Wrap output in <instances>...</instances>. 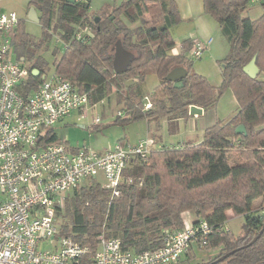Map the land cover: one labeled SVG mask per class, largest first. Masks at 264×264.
Segmentation results:
<instances>
[{"label": "trees", "instance_id": "obj_1", "mask_svg": "<svg viewBox=\"0 0 264 264\" xmlns=\"http://www.w3.org/2000/svg\"><path fill=\"white\" fill-rule=\"evenodd\" d=\"M201 1L203 11L217 21L228 42L227 55L219 60L218 86L191 69L186 54L195 44L193 38L182 40L178 52L171 51L175 43L170 28L180 20L175 0H122L91 16L90 0H30L44 28L36 40L23 30L19 18L12 37L18 58L32 60L45 38L57 31L64 49L54 59V72L87 92L92 103L114 92L124 105V113H117L115 121L166 117L172 123L190 115V105L204 110L214 107L224 88L231 89L238 105L228 119L205 127L199 142L153 149L145 160L136 161L129 170L132 182L122 185L117 194L98 181L65 192L64 207L57 210L61 235L92 248L100 236H118L124 249L142 251L158 246L166 232L182 229L183 212L188 210L194 215L192 222L206 221L210 232L203 241L199 237L188 246L183 254L187 259L196 245L219 251L195 264H264V203L254 207L264 196V77H260L264 75V0H257L262 12L254 19L242 14L249 0ZM86 24L92 35L77 39L76 29ZM118 38L134 53L120 74L112 66ZM253 55L259 71L251 77L243 65ZM174 66L187 70L180 87L164 78ZM33 68L46 71L39 57L30 61L27 83L35 86L42 79L32 74ZM149 73L157 76L158 84L148 96L141 86ZM128 78L137 81L125 86ZM146 102L150 105L144 108ZM239 124L244 132L235 130ZM45 138L60 140L53 127ZM231 149L237 156L229 161ZM230 212L243 216L242 233L235 235L226 227Z\"/></svg>", "mask_w": 264, "mask_h": 264}, {"label": "built area", "instance_id": "obj_2", "mask_svg": "<svg viewBox=\"0 0 264 264\" xmlns=\"http://www.w3.org/2000/svg\"><path fill=\"white\" fill-rule=\"evenodd\" d=\"M18 21L15 11L0 7V264L177 262L191 243L210 232L206 221H185L182 229L166 232L158 246L142 251L124 249L118 236H100L92 248L60 234L57 210L64 207L65 192L101 173V185L117 194L132 182L129 170L135 162L164 146L145 138L97 150L46 140L55 122L73 110L84 111L90 101L87 92L55 72H38L42 80L27 83L28 66L12 43ZM86 35H92L87 24L74 33L77 39ZM205 47L195 41L189 55L199 58Z\"/></svg>", "mask_w": 264, "mask_h": 264}, {"label": "rangeland", "instance_id": "obj_3", "mask_svg": "<svg viewBox=\"0 0 264 264\" xmlns=\"http://www.w3.org/2000/svg\"><path fill=\"white\" fill-rule=\"evenodd\" d=\"M122 0H91L90 10L96 11L105 3L111 7L121 3ZM176 2V0H175ZM182 5L177 4L180 20L170 28L171 37L174 40L176 47H179L182 40L193 37L197 41H207L206 47L202 51L199 58L191 57L186 54L190 61V67L195 72L202 74L206 79L215 86H218L221 81V71L219 60L223 59L228 52V42L225 36L221 33L217 21L209 14L203 11L201 0H196L194 6L190 5V12L186 11L189 8L187 0H180ZM30 0H0V7L6 10H13L21 19L22 28L27 32L33 40L42 37L44 28L43 25L36 20L28 17ZM182 7V12L181 8ZM35 8V7H34ZM36 14L39 17L38 10L35 8ZM262 12L259 1L249 0L247 7L242 11L245 16L254 19ZM90 16L93 13L89 14ZM120 17L118 13L114 14ZM150 14H146L149 17ZM120 39V38H118ZM64 49L63 41L57 31L45 38L43 44L35 50L32 60L39 57L45 65V71L48 74L54 72V59L62 54ZM172 51V50H171ZM15 58V54L11 55ZM23 60V64L29 66L30 61ZM260 77H264L263 73ZM124 84V83H123ZM158 84V78L155 74L149 73L145 76L144 83L141 86L143 94L149 96L150 92ZM124 94V90H120ZM238 108L235 101L233 92L230 88H224L217 99L215 104V113L218 119H226L232 115ZM118 111L124 113L123 103L117 101V95L112 92L109 97L103 98L97 102H89L84 111L73 110L66 114L62 119L53 124V129L62 141H66L71 147L88 146L97 150H103L113 146L118 141H127L134 144L139 140L145 139L148 135L147 121L144 118L130 120L128 122L117 120L115 121ZM123 116V115H122ZM98 118L99 121H95ZM98 123V128L90 127L91 124ZM180 127V126H179ZM183 127V126H182ZM188 127V124H186ZM158 132L160 140L156 143L155 147L164 146L165 148L172 144H180L188 138L187 129H180L174 133H169L167 126L162 119L159 122ZM202 136V135H201ZM200 135L198 136V138ZM197 140V139H196ZM234 149L228 151V160L231 161L236 157ZM152 159L147 160L149 163ZM90 182H103L101 173L95 179H84L81 183L87 184ZM80 183V184H81ZM254 207H259L264 203V196L258 198ZM65 204V203H64ZM184 213V212H183ZM185 221L188 220L184 219ZM58 221L61 222L62 218L59 216ZM184 221V222H185ZM187 222V221H186ZM243 216L234 215L232 212L228 213L226 220V227L233 234H240L243 231ZM219 248H198L193 245V253L191 258L183 255L182 258L175 264H195L202 260H207L218 252Z\"/></svg>", "mask_w": 264, "mask_h": 264}, {"label": "crops", "instance_id": "obj_4", "mask_svg": "<svg viewBox=\"0 0 264 264\" xmlns=\"http://www.w3.org/2000/svg\"><path fill=\"white\" fill-rule=\"evenodd\" d=\"M176 2L178 4V6L182 5L180 0H176ZM187 2L189 3V8L186 11L190 12L191 11L190 8L192 6H194V3H196V0H187ZM190 5H191V7H190ZM89 7H90V4H89ZM110 8H111V6L108 3H105L103 6H101L96 11L88 9V13L89 14L101 13V12H104V11L110 9ZM180 9L182 12V7ZM191 38H193V37H191ZM194 40L197 41L196 39H194ZM201 42H204L206 45V41H201ZM178 49H179V47H176V45H175L172 48V52L176 53ZM214 108H215V106L208 109V110L202 109V111L200 113L190 114L185 118L180 117L177 119H173L172 123H170V121L166 117L159 118L158 120H155V119L149 120V121L146 120L148 132H149V135L146 138L151 139L154 142V144L156 145L158 140H160V134L158 132V129H159L160 119H162V121L165 122L169 133H174L176 131H179L182 128L187 129L188 132L191 134H188V138H186L184 142H187V141L199 142L201 140V137H202L201 135H202V132H203L205 127L215 123L217 120L223 121V120L228 119L231 116L230 115L228 118L223 119V120L218 119V116L215 113ZM186 124H188V127H186ZM199 135H200V137L198 138ZM172 145H179V144H172ZM183 216H184V219L188 218V220H186V221H192L194 218V215L192 214V212H190L188 210L184 211Z\"/></svg>", "mask_w": 264, "mask_h": 264}, {"label": "water", "instance_id": "obj_5", "mask_svg": "<svg viewBox=\"0 0 264 264\" xmlns=\"http://www.w3.org/2000/svg\"><path fill=\"white\" fill-rule=\"evenodd\" d=\"M28 17L30 19L39 21V17L36 14L34 6L29 7ZM134 53L126 48L121 43L120 39H116L113 45V58H112V66L115 73H123L126 71L129 62L133 59ZM256 55H253L252 58L243 65V71L248 74L251 77H254L257 75L259 69L258 66L255 63ZM21 60H23V57H21ZM33 75H38V69L33 68L31 70ZM187 74L186 68L183 66H174L172 67L164 76L166 80L172 81L173 85L175 87L182 86V78ZM137 81V78H128L124 81V85L127 86L129 84H132ZM202 111V108L196 105H190L189 106V114H195L200 113ZM235 130L237 132H244V127L242 124H239L236 126ZM261 231H259L252 240H254ZM228 253H225L221 255L219 258H222L223 256L227 255Z\"/></svg>", "mask_w": 264, "mask_h": 264}]
</instances>
